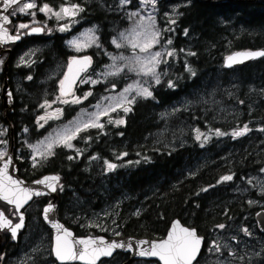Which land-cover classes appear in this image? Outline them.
I'll return each mask as SVG.
<instances>
[{
    "label": "trees",
    "instance_id": "trees-1",
    "mask_svg": "<svg viewBox=\"0 0 264 264\" xmlns=\"http://www.w3.org/2000/svg\"><path fill=\"white\" fill-rule=\"evenodd\" d=\"M168 5L177 7L175 15L165 20L158 14L157 20L161 41L171 40L173 55L161 64L162 79L153 96L128 106L127 113L120 109L104 118L103 128L80 132L72 148L56 147L38 167L18 175L31 181L57 174L60 216L86 215L111 196L126 201L120 215L121 222H131L129 232L151 236V229L159 228L163 234V226L177 218L209 240L221 230L219 225L253 223L258 210L236 187L264 169V57L232 69L223 68L222 60L236 51L264 49V3L158 0L159 8ZM95 14L101 29L98 55L114 52L107 26L111 21L114 26L118 16L101 10ZM101 60L97 58L96 65ZM40 69L41 65L36 69L39 75L44 73ZM95 90L98 96L101 85ZM214 92L224 105L233 104V111L214 115L200 103L202 95ZM38 96L34 92L22 102L35 105ZM32 114L30 109L24 118L27 125ZM67 116L66 110L62 122ZM115 119L124 123L115 124ZM245 125L244 135H233ZM209 129L222 136L207 143L196 139V130ZM108 163L116 167L109 170ZM224 176L232 179L222 180ZM96 185L112 190L105 192ZM247 186L251 200L264 203V194ZM63 200L77 204L63 205ZM142 225L145 228L139 230Z\"/></svg>",
    "mask_w": 264,
    "mask_h": 264
},
{
    "label": "flooded vegetation",
    "instance_id": "flooded-vegetation-1",
    "mask_svg": "<svg viewBox=\"0 0 264 264\" xmlns=\"http://www.w3.org/2000/svg\"><path fill=\"white\" fill-rule=\"evenodd\" d=\"M109 1L113 7L109 5ZM127 1L135 2L136 0ZM27 2H34L37 7L28 10L29 14L19 13L18 8ZM114 2V0H24L21 1L20 5H14L7 12H4V15L9 17L10 23L3 25V27L8 29L10 35H16L19 32L21 38L14 42L0 43V132L3 133V135H0V141H6V144L0 143V153L6 152L5 156L0 157V166L8 158L11 150V158L16 166L17 175L19 172H28L38 167V165H31L30 160H28L30 150L27 143L30 144L33 140H38L46 134L45 132L49 125L39 126L40 121L36 116L38 110H35L38 107L37 103L35 105H29L23 103L22 99L23 97H31L34 91L40 95L47 93L44 85L48 80L47 76L44 77V73L51 66L55 58L61 62V68L55 80H53V85L56 81L58 83L54 87L51 86L54 89V93H57L62 99L74 94H81L83 90H86V94L93 92L90 96L94 95L96 85H82L81 82L96 69V46L88 47L85 51H76L69 43L76 34L93 26L98 27L97 35L100 36L101 29L96 22L95 14L98 10L103 11L106 15H113L114 13V15L118 16L117 20H119L122 12L115 10L116 6ZM45 4L53 12H59L61 7H71L73 5L78 6L81 11L77 12L74 16L62 15V18L58 19L51 13L46 14L39 11V8ZM2 6L3 0H0V8ZM14 12L15 14H13ZM32 12H35V16L31 15ZM171 12L172 6L168 5L165 8H158L157 14H161L165 20L166 18L171 20ZM4 15L1 14V17L3 18ZM2 18L1 21L3 22ZM21 23L28 24L30 28L41 27L43 30L40 33L26 35L25 33L29 32L30 28L19 29ZM62 27H66V30L61 31L60 29ZM112 27L113 21L108 23L107 30L109 29L110 31ZM34 50L33 57L29 58V53ZM73 57L90 58L92 66L81 76L69 95L61 96L59 93L60 82L70 59ZM21 58L24 60L23 63L21 62ZM39 65H41L40 70H43L42 73L44 72L41 75L36 71ZM31 69H33L32 71L34 73L31 72ZM35 80L36 82L34 83L33 81ZM5 84L7 86L6 91L11 94L9 95L8 108L3 106L1 98L2 87ZM77 107L79 108L80 105L71 104L61 107L62 116L58 121L65 119L66 110L68 111L67 118H69L77 110ZM30 109L33 111V114L30 125H27L24 123V118ZM96 188L105 192L112 190V186H109V188L105 186V190H103L101 185H96ZM58 192L60 191L56 190L55 192L57 220L76 239L102 236L108 240L114 238H142L151 241L161 240L165 237L170 223H172L171 219L168 225L163 226V234H159L161 230L159 228L151 229V236L144 232L134 233L132 230L129 232V229L133 227H129L131 222H121L122 215H120L123 211V204L126 201L120 199L113 200L111 196L101 201L98 205L92 206L86 215L60 216L58 213L59 206L57 204ZM50 200L51 198L48 196L33 198L26 206L20 209V212L23 213L24 221L23 226L17 231L15 238H13L9 228H0V264H81L80 262H60L54 257L53 233L42 218L43 209ZM60 203L63 205H75L77 201L63 200ZM0 211L7 219L12 221L13 226L19 223V214L16 213L13 205L0 200ZM69 211L68 209H64L63 212L67 213ZM183 226L192 229V227ZM253 226L256 230V225L254 224ZM141 228H145V225L138 227L139 230ZM116 233H119V235L117 236ZM257 233L264 238V234ZM198 236L203 238V245L193 264H206L213 253H210L208 250V245L210 246L208 240L201 235ZM250 249L248 251L243 250L242 254H238L237 264H264V247L252 248L260 258L256 263H253V260L246 255L250 252ZM241 255L242 257L245 256L246 260H243ZM96 264H160V262L154 259L132 258L130 252L118 249L114 250L110 256L98 260Z\"/></svg>",
    "mask_w": 264,
    "mask_h": 264
},
{
    "label": "snow or ice",
    "instance_id": "snow-or-ice-1",
    "mask_svg": "<svg viewBox=\"0 0 264 264\" xmlns=\"http://www.w3.org/2000/svg\"><path fill=\"white\" fill-rule=\"evenodd\" d=\"M122 3L125 0H121ZM145 3L152 4L155 7V0H143ZM4 8L3 12H7L10 7L13 5H20L21 0H3ZM37 5L34 2L23 3L22 6L18 8L19 13L29 14L28 10L36 8ZM39 11L44 12L46 14L51 13L55 15L58 19L63 16H74L77 12L81 11L78 6L64 7L59 12H53L52 9L45 4L43 7L39 8ZM15 14V12L13 13ZM31 15L35 16V12H32ZM3 25H7L10 23L9 17L7 15L3 16ZM35 23V21H33ZM171 23H175V20L171 21ZM3 25H0V43L14 42L21 38L20 33L18 32L16 35H10L7 28H4ZM30 26L28 24L21 23L19 25V29H29ZM43 29L41 27H31L30 31L25 33L26 35H31L33 33H40ZM61 31H65L66 27H62ZM160 33L155 29V23L152 20V17L149 16L148 21H142L137 25L135 29H133V33L131 36H123L122 40H125L133 49H139L141 53H149L145 57L135 56L133 59H128L125 57H114L113 68L115 71L107 73V75H116L122 69L115 63V61H124L125 66L130 70L137 71L138 73L144 76H150L155 81L156 84H160V74L157 73V67L162 62L160 57L163 55L160 52L151 53L150 49L158 42L157 38ZM94 42V38L92 40ZM73 46L80 50L85 45H82L78 41L71 42ZM117 48L121 47V43L117 41H113ZM171 44V40L168 41ZM194 55V53H190ZM173 53L171 51L167 52V56H172ZM257 56H264V52H250V53H237L235 56H229L227 58V65L231 66L233 63L242 62V59L247 58H255ZM21 62L24 60L21 58ZM167 62V61H163ZM90 63L87 57L76 60L73 59L68 66V73L71 75H65L64 80L61 81V96H65L70 92V89L65 88V82L69 84L75 81L76 76L79 74V71H82L83 68ZM80 65L81 67L76 71L73 70L72 65ZM191 71L190 68H188ZM194 74V73H193ZM31 79V77H29ZM92 83H95L93 81ZM143 85H147L148 82H142ZM169 87H174L171 81L168 84ZM115 87V86H113ZM134 91L136 96H142L144 98H150L153 96V92L150 91L148 86H137L133 88V86L129 85L128 88H125L122 93L118 97H111L109 99V104L107 106L103 105V102L97 104L95 107L97 108L96 112L86 114L88 118L82 122L74 123V126L70 128H65L63 131L58 132L54 137L50 138L47 143L41 142V146L46 149V151H41L40 146H34L35 151L39 153L40 156L46 158L48 155L52 154V149L54 146L64 145L66 147L71 148V141L76 139L78 134L82 131H86L89 128H103L104 125L100 122L101 119L105 116H108L110 112H114L117 109H122L125 113L131 111V108L126 105H131L135 101V96L129 98L127 93ZM91 93H89L90 95ZM11 95V94H9ZM85 96L83 99H86ZM76 103L81 102V98H74ZM62 103H68L67 100H62ZM48 103L47 101L45 102ZM50 107V105H49ZM41 120H45V117H40ZM116 124H123L124 121L116 120L114 121ZM109 123H113L112 120H109ZM41 127L43 125L41 124ZM248 131L247 125L244 126L240 131H236L233 133L234 136L244 135ZM217 135H221L219 131L216 133ZM0 135H3L0 132ZM197 140L200 139V135H197ZM0 143L6 144V141H0ZM203 146V145H202ZM6 155V152L0 153V157ZM72 159V157H69ZM33 160H36V156L33 157ZM10 160H6L3 168H0V200L6 201L7 203L14 205L15 211L19 214V223H16L14 226L12 225V221L7 219L3 213H0V228H9L13 238L16 237L17 231L23 226V213L20 212V209L24 207L25 204L32 198L33 195H43L44 193L41 191H34L29 188L22 187V182L12 179V177L8 174ZM35 166V164H34ZM107 167L109 170L116 167V165L108 163ZM264 172V169H261ZM49 179H58L56 177L45 178L43 180H39L36 183L47 187L50 191H55V186L51 183H48ZM232 176H224L222 180H231ZM51 211V207H47L44 210L45 219H49L47 213ZM53 227L57 229L58 234L56 236V243L54 247V252L58 260L61 262L67 260H75L79 259L82 261H86L87 264H95V261L101 256H109L112 254L113 250L117 248H124L127 250H131L133 247L139 249L140 256H154L159 257V259L163 262V264H193V261L196 259L197 254L200 251L202 238L198 237L195 230H190L188 228L181 227L179 224L173 226V230L169 233L168 238L160 243H151L148 248H144L143 245L149 243L147 241H140L138 244L133 245L131 243L124 244L118 241L105 242L104 239H90V240H78L74 243L76 245H83V250H80L74 247L73 244L69 243V237L71 236L70 232L61 231V226L59 224H53ZM219 228H223V225H219ZM245 233L247 234V229H245ZM118 236L119 233H116ZM214 247L217 252L220 251L219 246L216 242L210 246ZM231 255V253H229Z\"/></svg>",
    "mask_w": 264,
    "mask_h": 264
},
{
    "label": "rangeland",
    "instance_id": "rangeland-1",
    "mask_svg": "<svg viewBox=\"0 0 264 264\" xmlns=\"http://www.w3.org/2000/svg\"><path fill=\"white\" fill-rule=\"evenodd\" d=\"M98 1V0H96ZM115 2V10L117 12H122L120 19L116 21V24L112 27L110 30L111 32V45L113 46L114 52H102L100 55H98V49H100L99 46V36L97 35V28L98 27H90L87 30L81 31L78 34H76L71 40L69 45L76 51H85L88 47L96 46L97 51V58H100L104 60V62L100 61L99 65H96V69L92 71L90 75H87L81 82L82 85L90 84V85H101V91L99 92L98 96H90L89 93L86 94V90L81 91V94L72 95L68 98H61L57 93H54V85L58 83L54 82L55 77L58 75V72L61 68V62L57 61L55 58L51 64V66L45 71L44 77L47 76V82L44 85V88H46L47 93L39 94L37 105L38 107L35 110H38L36 116L37 119H39V126L42 125H49L48 129L46 130V134L41 136L38 140H33L30 144L27 143V146L29 147L30 154L28 157L29 162H31V165H39L41 162H43L45 159L49 157V155L44 158L39 155L35 151L34 146H40L41 151H46L41 146V142L47 143L48 140L52 137H54L58 132L63 131L65 128H70L74 126V123L82 122L88 118L86 114L93 113L97 111V108L95 107L97 104H100L103 102L104 106H107L109 104V99L111 97H118L120 93L124 91L125 88H128L129 85L133 86V88L137 86H148L150 88V91L153 92V89L158 85L155 83V81L150 76H144L137 71L130 70L128 67L125 66L124 61H115L117 65L122 69L118 74L116 75H107L109 72L115 71L113 68L114 64V57H125L128 59H133L135 56L139 57H145L149 53H141L139 52V49H133L125 40H122L121 37L123 36H131L133 33V29L137 27L138 24H140L142 21L147 22L149 16L152 17V20L155 23V29L159 31L160 35L157 38L158 42L150 49L151 53L160 52L163 55L160 57L161 63L157 67V73L160 74V80L162 79V75L160 72L161 64H163V61H167L172 56H167V52L171 51L169 49V43L168 39L166 42L161 41L162 32L158 25L157 20V0H155V7L152 6L150 3H145L143 0H136L135 2H129L125 0L124 3L121 2V0H114ZM212 2V1H210ZM104 3V2H103ZM109 5L112 6V3L109 1ZM113 7V6H112ZM63 7L60 8V10ZM177 12V7H172V16L175 15ZM161 15V14H160ZM162 16V15H161ZM56 17V16H55ZM57 18V17H56ZM62 18V17H61ZM172 19V18H171ZM166 20H170L167 19ZM94 38V42H92ZM117 41L118 43H121V47L117 48L113 41ZM78 41L82 45H85L80 50H77L71 42ZM35 53L34 51H31L29 53V58L33 57ZM103 57V58H102ZM50 75V76H49ZM95 81V83H92ZM147 81V85H143L142 82ZM120 83V85H118ZM52 86V87H51ZM115 86V87H113ZM36 93V91H34ZM93 93V92H92ZM91 93V94H92ZM49 94L51 97H49ZM43 95V96H42ZM129 98H132L135 96V101H138L140 99H149L144 98L142 96H136V93L134 91L127 93ZM85 96H87L86 99H83ZM74 98H81L80 103H76L74 101ZM151 98V97H150ZM200 98V97H199ZM62 100H67L68 103H62ZM200 103L205 105V108L210 109L213 112L214 115H217L218 113H230L233 111V104L224 105L222 103V99L217 98L216 93L214 92L213 95H202L200 99ZM48 102L47 104L45 102ZM86 103V104H85ZM132 103V104H134ZM71 104H78L80 107H77V110L71 114V116L65 120V122L58 121L61 118V107ZM85 104V106H84ZM131 104V105H132ZM50 105V107H49ZM130 106V105H126ZM117 109L114 112H110L108 116H105L101 119L107 118L116 112H118ZM40 117H45V120H41ZM115 119L114 121H116ZM62 122V123H61ZM53 123V124H52ZM115 123V122H114ZM52 124V126H51ZM116 124V123H115ZM94 129V128H89ZM218 130H207V131H198L196 130L195 133L197 135H200V141L203 143H207L210 141V138L213 137H221V135H217ZM220 132V131H219ZM222 133V132H220ZM203 143L201 145H203ZM72 144V141H71ZM26 146V147H27ZM65 148L70 149L69 147ZM59 146H54L52 151ZM72 148V147H71ZM36 156V160H33V157ZM11 172V169H8ZM247 183L251 185L253 188L257 190V194L261 195L264 194V172H260L258 175L248 177L244 180L243 183H241L238 187H236V192L242 196H246L249 203L252 205H256L258 209H264V203L259 202L257 200H251L249 197V187L247 186ZM56 203V200H55ZM254 222L250 224H241L239 226H227L223 227L221 230H219L214 236V239H209L208 243L210 246L213 244V242H216L217 245L220 248V251L217 252L214 247H211L208 245V250L210 253H213L212 256L209 257V260L206 264H237V258L238 254L243 252V250L248 251L249 248L250 252H248L246 255L247 257L251 258L253 260V263H256V261L260 260L259 256L256 254V252L252 249L253 247H264V238L261 237L254 228ZM245 229H247V234L245 233ZM248 244V246H247ZM241 247V250H240ZM231 253V255L229 254ZM242 257V255H241ZM243 260H246V257H242Z\"/></svg>",
    "mask_w": 264,
    "mask_h": 264
},
{
    "label": "water",
    "instance_id": "water-1",
    "mask_svg": "<svg viewBox=\"0 0 264 264\" xmlns=\"http://www.w3.org/2000/svg\"><path fill=\"white\" fill-rule=\"evenodd\" d=\"M21 1H24V0H21ZM206 2H210V1H213V0H204ZM233 1V0H232ZM255 1V0H253ZM261 1L262 3H264V0H259ZM14 6V5H13ZM4 8V6L0 9V25H3V22L1 21V14L4 15V12L2 11V9ZM250 52H264V49H257V50H245V51H236V52H233V53H230L228 54L227 56H225L222 60V65H223V68L225 69H232V68H239V67H243L245 65H248L250 64L251 62L257 60V59H260L264 56H257L255 58H247V59H242V62H239V63H233L231 66H226L227 65V58L229 56H235L237 53H250ZM85 57H73L72 59H76V60H81ZM90 63H88L82 71H79V74L76 76L75 78V81L71 84H69L68 82H65V88L66 89H70V92H68L67 95H69L71 93V91L73 90V88L76 86V84L78 83L79 79L81 78V76L87 72L91 66H92V62H91V59L88 58ZM70 63H68L67 65V68H66V71L64 73V76L62 78V80H64V77L65 75H71L68 73V66H69ZM73 67V70L76 71L77 69H79L81 66L80 65H72ZM61 80V81H62ZM7 90V86L6 84L2 87V91H1V98H2V103H3V106L5 108H8L9 107V92L6 91ZM59 93H61V87H60V91ZM61 95V94H60ZM65 95V96H67ZM6 160H10V163H9V167L8 169H11V172L9 170L8 171V174L12 177V179L14 180H17V181H21L22 182V187L24 188H29V189H32L34 191H41L43 192L44 194L43 195H33L32 198L28 201V203L33 199V198H37V197H41V196H52L51 200L48 202V204L44 207L43 210H45V208L47 207H51V211L47 213L49 219H45V213L43 211V214H42V218L44 220V222L46 223V225L50 228V230L52 231L53 233V254H54V257L57 259L56 255H55V252H54V247H55V243H56V236L58 234H61V233H58L57 229L53 227V224H59L61 226V231H67V232H70L68 230H66L64 228V226L57 220V217H56V203H55V200H56V195H55V192L57 190V185L60 183V177L55 174V173H47V174H44L40 177H38L37 179H34L32 181H29V182H26L24 179L20 178L18 175H17V169H16V166L15 164L13 163L12 161V158H11V150H10V155L9 157L6 159ZM4 160L0 166V168H3V165L5 163ZM52 177H56L58 179H49L48 180V183H51L55 186V191H50L47 187H44L43 185H40L38 183H36L37 181L39 180H43L45 178H52ZM25 185V186H23ZM27 203V204H28ZM27 204H25L24 206H26ZM14 206V205H13ZM0 213H2L0 211ZM254 222H255V225H256V229L259 233L261 234H264V209H259L257 210L255 213H254ZM172 223H178L181 227H184V228H187L185 226L182 225V223L177 219H173ZM170 223V224H172ZM169 229V228H168ZM189 229V228H188ZM190 230H195V229H190ZM196 231V230H195ZM168 232V230H167ZM71 233V232H70ZM197 234V233H196ZM198 236V235H197ZM200 237V236H198ZM104 239L106 241H110V240H114V239H123V238H114V239H106L102 236H97V237H84V238H73L72 236V233H71V236L68 238L69 239V243L73 244L74 247L80 249V250H83V245H76L74 242L75 241H78V240H90V239H95V240H99V239ZM202 238V237H200ZM134 240H147V241H151L149 239H138V238H132ZM163 239L161 240H153L151 242H160L162 241ZM202 245H203V238H202V243H201V248H202ZM201 248H200V251H201ZM114 251V250H113ZM199 251V253H200ZM199 253L197 254V256L199 255ZM110 256V255H109ZM104 257H108V256H101L99 257L96 261H95V264L98 262V260H100L101 258H104ZM137 257H140L138 254H136L135 256H132V258H137ZM197 258V257H196ZM196 260V259H195ZM194 260V261H195ZM60 261V260H59ZM193 261V262H194ZM61 262V261H60ZM63 262H80L81 264H87L86 261H82V260H79V259H75V260H67V261H63Z\"/></svg>",
    "mask_w": 264,
    "mask_h": 264
},
{
    "label": "bare ground",
    "instance_id": "bare-ground-1",
    "mask_svg": "<svg viewBox=\"0 0 264 264\" xmlns=\"http://www.w3.org/2000/svg\"><path fill=\"white\" fill-rule=\"evenodd\" d=\"M3 6H4V4H3ZM3 6H2V7H3ZM2 7H1V8H2ZM1 8H0V9H1ZM72 60H73V59H70L69 63H70ZM59 87H61V82H60V86H59ZM9 155H10V152H9ZM9 155H8V157H9ZM21 186H22V185H21ZM23 186H25V185H23ZM57 186H58V185H57ZM48 197L52 198V196H48ZM5 202H6V201H5ZM43 211H44V210H43ZM172 221H173V220H172ZM176 224H178V223H172V224H170L169 229H168V232H166V235H165V237L163 238L162 241H164V240H166V239L168 238L169 233L173 230V226L176 225ZM111 241H118V242H121V243H124V244L131 243V244H133V245H136V244H138L140 241H147V240H134V239H132V238H129V239H114V240H110V241H106V240H105V242H111ZM162 241H160V242H162ZM147 242H149V243L143 245L144 248H148V247L150 246L151 243H160V242H151V241H147ZM118 249H122V250H124V251H128V252H130V253H131V256H135L136 254L139 255V249L136 248V247H133L131 250H127V249H124V248H117V249H115V250H118ZM139 256H140V255H139ZM137 258L154 259V260L159 261L160 264H163V262L159 259V257H154V256H140V257H137Z\"/></svg>",
    "mask_w": 264,
    "mask_h": 264
}]
</instances>
